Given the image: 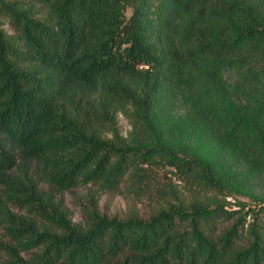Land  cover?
Returning a JSON list of instances; mask_svg holds the SVG:
<instances>
[{"label": "trees", "instance_id": "1", "mask_svg": "<svg viewBox=\"0 0 264 264\" xmlns=\"http://www.w3.org/2000/svg\"><path fill=\"white\" fill-rule=\"evenodd\" d=\"M157 168L190 198L98 212ZM261 182L264 0H0L5 264H264ZM80 184L74 223L55 196Z\"/></svg>", "mask_w": 264, "mask_h": 264}, {"label": "rangeland", "instance_id": "2", "mask_svg": "<svg viewBox=\"0 0 264 264\" xmlns=\"http://www.w3.org/2000/svg\"><path fill=\"white\" fill-rule=\"evenodd\" d=\"M131 10H127L129 16ZM5 26V25H4ZM117 128L122 136H127L131 130V125L126 116L119 112L117 113ZM169 168L158 169L151 174L149 181L142 186L133 185L124 178L114 193L102 192L96 195V206L100 214L106 215L110 218H125L132 213L138 217L145 218L151 215L156 209L162 206L164 197L170 198L172 193H178L180 196L190 198L184 183L180 182ZM258 192H264V183H258ZM45 189V187H44ZM94 188L91 185L80 184L74 189L64 191L56 194V200L62 202L65 208L70 212L71 220L74 223H82L84 220V211L88 206L90 207L89 193ZM212 194H207L206 197ZM214 195V194H213ZM228 202L233 203L239 201L252 206L254 204L249 198L245 196L228 197ZM3 239V229L0 226V242ZM25 259L29 258L28 253H23ZM6 257L0 253V264H5Z\"/></svg>", "mask_w": 264, "mask_h": 264}]
</instances>
